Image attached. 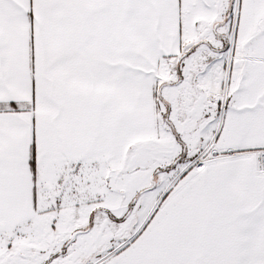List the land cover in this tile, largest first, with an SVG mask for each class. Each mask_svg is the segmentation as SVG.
<instances>
[{
    "label": "snow or ice",
    "instance_id": "1",
    "mask_svg": "<svg viewBox=\"0 0 264 264\" xmlns=\"http://www.w3.org/2000/svg\"><path fill=\"white\" fill-rule=\"evenodd\" d=\"M0 264H264V0H0Z\"/></svg>",
    "mask_w": 264,
    "mask_h": 264
}]
</instances>
